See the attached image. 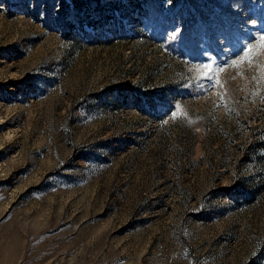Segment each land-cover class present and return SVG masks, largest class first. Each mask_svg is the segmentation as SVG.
Returning <instances> with one entry per match:
<instances>
[{"label":"rangeland","instance_id":"374dc122","mask_svg":"<svg viewBox=\"0 0 264 264\" xmlns=\"http://www.w3.org/2000/svg\"><path fill=\"white\" fill-rule=\"evenodd\" d=\"M261 36L264 0H0V264H264Z\"/></svg>","mask_w":264,"mask_h":264},{"label":"snow or ice","instance_id":"6c2138e0","mask_svg":"<svg viewBox=\"0 0 264 264\" xmlns=\"http://www.w3.org/2000/svg\"><path fill=\"white\" fill-rule=\"evenodd\" d=\"M257 40H264V36H261V37H257L256 38ZM254 47L253 44H248L245 49L243 50L242 54L240 55V57L237 59V60H233L230 62V66H233V65H237L241 62H243L245 60L246 57H248V54H249V51H251V49ZM249 63H252L254 62V60L252 58H249ZM205 69H208V68H211L212 66L211 65H204L203 66ZM259 67V66H258ZM224 69L223 68H218V69H215L213 70V75L211 76H208V80L210 82V86L212 89H215L217 87V83L218 81L216 80L215 78V74L216 72H223ZM233 79H235V77H233ZM176 107H179L178 105ZM173 116H175V112L172 113Z\"/></svg>","mask_w":264,"mask_h":264}]
</instances>
